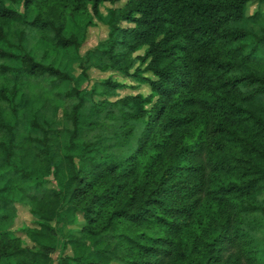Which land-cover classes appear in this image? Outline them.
I'll return each mask as SVG.
<instances>
[{
	"label": "trees",
	"instance_id": "trees-1",
	"mask_svg": "<svg viewBox=\"0 0 264 264\" xmlns=\"http://www.w3.org/2000/svg\"><path fill=\"white\" fill-rule=\"evenodd\" d=\"M121 1L0 0V264H264V0ZM94 19L82 90L28 42Z\"/></svg>",
	"mask_w": 264,
	"mask_h": 264
},
{
	"label": "rangeland",
	"instance_id": "rangeland-1",
	"mask_svg": "<svg viewBox=\"0 0 264 264\" xmlns=\"http://www.w3.org/2000/svg\"><path fill=\"white\" fill-rule=\"evenodd\" d=\"M125 0H122L116 6L123 5ZM13 7H17L15 3L12 4ZM110 7L109 4H104L103 7H101V14L104 17V14H106V8ZM18 9H23L20 7H17ZM257 10V3L251 2L248 3L246 8V14L251 15ZM264 12V7L262 8ZM104 20V19H103ZM86 22V17L80 14L75 15L69 22L67 27V32H74L75 34H80V28L84 26ZM95 24L91 25L87 29L86 36L82 37V42L77 48H71V49H57L55 46L49 44L46 41L43 40H30L28 42V47L32 50L35 58L37 60H42L44 62L53 63L55 65L60 66L61 68L67 70V72L72 75L74 78H78L80 89L82 90H89L93 87L95 82L97 80L105 79L109 75L110 77L114 79H121L122 75L113 72L110 70H102L99 66L100 62L98 59L100 58L99 53H97V49L100 47V44L102 41H104L107 38L109 28L107 27L106 23L102 20L94 19ZM259 25L256 23L255 29H258ZM11 39L14 42H17V35L12 34ZM0 48H5V45L0 42ZM82 59H87L85 63V74L81 76L82 67H81V61ZM6 63L2 59H0V65ZM126 83L128 84H134L133 82H130L128 80ZM148 91V87L146 86H140V88L133 90L130 88H125L122 90H118L116 93V97L119 95H125L127 93H136V92H143L146 93ZM115 97V98H116ZM114 98V99H115ZM113 99V98H112ZM68 101V99H66ZM65 102V101H64ZM64 102H59L58 105L60 108H62ZM60 115V112H59ZM34 217L29 213L28 208L23 205H18V211L17 216L15 219L14 229H20L23 225H32L34 222ZM24 239L25 242H27V239L22 233H19ZM61 244V243H60ZM60 248H58L59 250ZM53 253V257H56L57 252Z\"/></svg>",
	"mask_w": 264,
	"mask_h": 264
}]
</instances>
